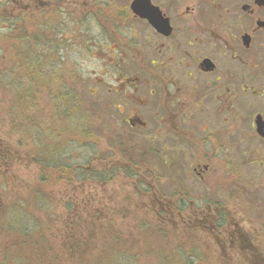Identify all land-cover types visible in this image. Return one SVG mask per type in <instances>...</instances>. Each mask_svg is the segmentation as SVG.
Returning <instances> with one entry per match:
<instances>
[{
	"label": "flooded vegetation",
	"instance_id": "1",
	"mask_svg": "<svg viewBox=\"0 0 264 264\" xmlns=\"http://www.w3.org/2000/svg\"><path fill=\"white\" fill-rule=\"evenodd\" d=\"M86 59L113 81L120 131L152 127L149 158L164 170L134 165L131 175L118 173L142 207L158 209L175 233L181 227L197 243H215L229 263L264 264V0H0V67L12 62L9 77L30 90L9 108L0 98V127L25 126L20 134L35 143L29 148L2 128L0 190L12 195L16 162L19 171L44 167L39 124L55 110L53 102L49 110L38 105L34 76L45 75L49 87L55 73L77 71L83 80ZM4 199L0 229L15 213ZM4 238L0 230V264Z\"/></svg>",
	"mask_w": 264,
	"mask_h": 264
},
{
	"label": "rangeland",
	"instance_id": "2",
	"mask_svg": "<svg viewBox=\"0 0 264 264\" xmlns=\"http://www.w3.org/2000/svg\"><path fill=\"white\" fill-rule=\"evenodd\" d=\"M95 62L96 60L86 59V63L83 65V80H78L75 77L78 75L77 71L67 72L65 76L63 73H55L51 75L50 84L52 85L49 87V80L45 75L34 76L38 105L49 103L47 108L49 110L53 102L55 110L54 119H48L47 111L45 123L39 124L41 146L47 150V148L53 149L58 145V152L74 149L70 155L74 159L72 160L74 163L90 162V167L98 170L109 169L112 163L120 167L118 171L120 174L123 168H132L134 171V165L141 167L144 171L145 168L164 170L163 161L158 157H155V160L149 158L148 141L145 137L151 134V125L130 128L127 124L124 131H120L118 128L117 110L114 108L118 97L115 92L110 91V88L114 86L113 81H110L109 76L105 75L106 70L101 69L100 63L96 64ZM6 63L8 67L12 64V62ZM1 67L0 73L3 71L2 74L5 75L3 79L0 74V98L4 97L6 107L9 108L13 103H16V100L27 99L30 90L29 88L16 87L15 79L9 77V68ZM19 78L22 81L25 80L28 83L27 86L31 84V77ZM64 90H68L72 95L77 96L78 94L77 97L70 96V104L67 106L72 104L77 107L72 102H83L78 114H72V110H65L67 106L63 104ZM59 101L62 104H59ZM1 103H3L2 100ZM89 109L93 112L88 113ZM144 112L143 117L150 121L149 111L144 109ZM2 128L7 129L12 135L15 134V139H21L24 144L29 145V148L35 144L33 139L27 140L28 136L24 135L28 134L25 126L21 130L20 126L8 124L0 127V132ZM20 132L24 134H20ZM55 133L58 144L52 140V135ZM30 134L34 135L32 131ZM72 142H77L78 145L83 144L85 149L72 147ZM32 154L36 155L35 150L32 151ZM180 162L181 158L177 157L172 167H178ZM19 165L16 162L11 172L13 176L11 181L14 187L12 195L11 190H0V203L6 198L13 203V208H15L13 210L15 212L14 219H11L12 215L8 216V220L1 226L2 235H5L2 241L4 243L9 241L10 234L18 233L27 223L33 224L35 222L33 219L43 222L45 229H40L43 231L40 238L45 240L44 247L47 250L45 258L49 264H83L80 254H78L80 256H69V252L67 251L68 254H66L65 249L61 248L65 241L63 237L73 229L77 237H83V240L78 238L84 244L81 246L94 247L85 252L87 255L85 262L92 261L90 264H95L100 258L103 259L107 250L105 236L109 234L112 237L111 233L115 232H120L126 237V248L124 249H127V254L125 255L126 259L122 260L124 264H182L181 259H187L189 264H240L237 261L229 263L224 258V252L215 243H197L198 238H194L191 230L179 227L178 230L175 229L179 233H175L171 223L159 220L158 214L155 213L158 209L142 207L143 203L140 201H144V198L140 193L135 192L134 184L129 183L123 175L117 174L107 184L96 181L83 182L71 175L64 176L61 170L60 174L62 175L52 172L51 169L43 171L40 165H32L27 169L22 167L19 171L17 170ZM123 172L126 173V171ZM45 174L49 178L46 183L39 179ZM146 174L149 176V173ZM162 186L163 189H167L171 183ZM39 191L42 192L45 199L41 205L36 206L31 202L34 201V195ZM87 213L90 216L88 218L92 221L82 225L79 220L86 217ZM74 220V224L79 223L85 235L81 230L79 231L80 227L72 226ZM91 226L94 228V238L89 239L87 230ZM165 232L169 233L168 237L166 235L162 237L160 234ZM110 237H106L109 242ZM262 238L264 242V237ZM20 242L23 244L24 240ZM14 244L9 242L7 245L8 249L5 250L4 255L6 263L10 261L11 264H41L32 251L28 250L26 243L23 246L20 244L15 250L13 249ZM261 248L264 250V247ZM106 258L114 260V258L120 257L116 255L113 258Z\"/></svg>",
	"mask_w": 264,
	"mask_h": 264
},
{
	"label": "trees",
	"instance_id": "3",
	"mask_svg": "<svg viewBox=\"0 0 264 264\" xmlns=\"http://www.w3.org/2000/svg\"><path fill=\"white\" fill-rule=\"evenodd\" d=\"M64 92V91H63ZM71 97H77L76 95H72L71 93L69 94V99ZM59 100V98H58ZM58 103H61L60 101ZM74 105H76L77 107L73 106L72 104L70 106H67V108H69V110L65 109L66 111H70L72 110V114L76 113L78 114V111L80 110L79 108V103L77 102H72ZM62 104V103H61ZM66 106V105H65ZM71 107V108H70ZM72 147L79 149L80 147H82L83 149H85V146L83 144H79L77 142H72L71 144ZM70 147V146H69ZM74 149H69L65 151H57L58 153V159L56 162V158L53 157V153L51 152V149L48 148L47 150H44L42 152L43 154V158H40V161H42V163L44 164L43 167V171H48L49 169H51L52 172H56L57 174H60V170L62 172V174L64 176H73L75 177L77 180L79 181H96V182H105L108 183L110 181L113 180V178L119 173V168L117 164L112 163L109 166V169L106 168H102L101 170H98L97 168H92L90 167V162L87 163H74V159H72L70 157V155L72 154L71 151ZM61 152V153H60ZM67 152H69V154H67ZM90 161V160H88ZM73 163V164H72ZM123 171H126L127 174L131 175L132 168H123ZM47 174V173H46ZM44 175V176H40L39 179L40 181L46 183L49 181L48 175ZM60 174V175H62ZM34 201L32 200L31 203H34L36 206L41 205L42 201H44L45 197L43 196L42 192L39 191V193L37 192L36 195H34ZM91 214V213H90ZM91 216H93L91 214ZM90 217L87 213L86 217H82L80 218V223L83 225L87 224V223H91V219L88 218ZM33 221H35L33 224H29L27 223L23 228H21V230L18 231V233H14L13 236L11 234L10 238H9V242L15 243L13 246V249L15 250L16 248H18L21 244L20 241L27 244V248L28 250L32 251V254L38 259L37 261H40L41 264H49L48 262H46V258L45 255L47 253L46 247H44V243L45 240L42 239V237L40 238L41 234L43 233V231H40V229H45L44 228V223L43 222H37L36 220L33 219ZM86 222V223H85ZM75 220L72 222V226H75L77 228H79V223L74 224ZM71 226V227H72ZM76 228V229H77ZM83 229V228H82ZM89 230H87L88 233V237L89 239L94 238V228L93 226L88 228ZM81 230V227L79 228V231ZM82 233L85 235L84 230H81ZM86 232V230H85ZM87 235V234H86ZM68 236V237H65ZM63 238L65 239V241H63V247L65 249V253L68 254L69 252V256L71 255H75V256H80L81 255V259L83 261V264H90L91 262H85V257L87 255H85V252L87 249L89 248H94L92 246H81L83 243L80 242V240H83V237L81 236H76L74 233V229L72 232L67 233ZM111 236H109V234H107L105 236V245H107V250H106V254L103 257V259L100 258V260H97V262L95 264H124L122 263V260L126 259L125 255L127 254V249L125 250L124 248H126L125 246V241H126V237L121 235L120 232H115V233H111ZM85 237V236H84ZM106 237H110V242L108 240V238L106 239ZM69 242H68V240ZM80 240H79V239ZM18 239V240H17ZM23 239V240H21ZM14 241V242H13ZM21 244L22 246L24 245ZM67 244V246H65ZM84 245V244H83ZM82 249V250H81ZM90 249V250H91ZM68 251V252H67ZM89 251V250H88ZM9 254V253H8ZM80 254V255H78ZM116 255H119L120 258H117L114 260L113 259H108L106 257L109 258H113ZM6 261V259H5ZM89 261V260H87ZM117 261H119V263H117ZM181 263L182 264H189V261L187 259H181ZM6 264H11V262H7Z\"/></svg>",
	"mask_w": 264,
	"mask_h": 264
}]
</instances>
